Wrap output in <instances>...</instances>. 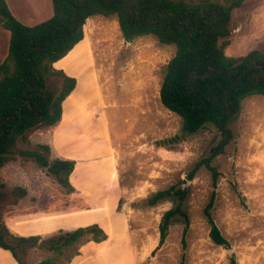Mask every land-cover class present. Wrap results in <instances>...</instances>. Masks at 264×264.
Returning <instances> with one entry per match:
<instances>
[{"label":"rangeland","instance_id":"obj_1","mask_svg":"<svg viewBox=\"0 0 264 264\" xmlns=\"http://www.w3.org/2000/svg\"><path fill=\"white\" fill-rule=\"evenodd\" d=\"M5 1L26 25L53 13L51 0ZM9 36L0 21V63ZM227 39L229 56L264 50V0H244L233 10ZM174 53V45L151 35L126 42L116 16L93 15L85 22L84 38L53 63L55 70L75 77L76 85L63 101L60 121L19 141L1 168L0 230L12 245L19 236L44 239L90 225L106 237L96 242L86 235L61 253L22 245L17 254L23 264L46 259L51 264H230L232 255L237 264H264V96L243 100L230 124L233 139L214 161L220 176L211 214L230 252L208 235L204 207L212 191L210 172L201 168L187 180L195 162L217 143L218 130L207 125L173 145L159 144L181 132V118L159 98ZM61 83L59 75L47 78L54 93ZM41 144L50 146V159L75 162L70 187L21 155ZM171 185L188 188L183 207L189 226L184 243V224L176 221L159 245L161 217L175 200L149 206L146 199Z\"/></svg>","mask_w":264,"mask_h":264},{"label":"trees","instance_id":"obj_2","mask_svg":"<svg viewBox=\"0 0 264 264\" xmlns=\"http://www.w3.org/2000/svg\"><path fill=\"white\" fill-rule=\"evenodd\" d=\"M243 1L51 0V16L37 24L26 25L11 13L5 0H0V21L10 32L8 51L0 63V170L11 159L19 141L26 142L32 132L53 126L62 117L63 101L74 90L76 79L55 70L53 63L65 57L84 38L87 18L114 15L126 42L151 35L161 44L175 46V53L165 67L159 98L166 109L181 118V132L159 144L173 145L207 125L219 132L217 143L195 162L187 173V180L193 179L201 168L210 172L212 191L204 207L208 235L214 244L229 248L228 239L211 214L220 176L214 161L233 139L230 124L240 112L243 100L252 95L264 96V50L252 49L241 56L224 52L231 34L232 12ZM51 75L62 78L58 93L47 85ZM39 147L23 150L21 155L46 168L63 186L70 187L75 162L50 159V146L41 144ZM187 195L186 186L171 185L147 197L149 206L167 198L175 200L174 206L161 217L159 245L165 241L169 226L176 221L184 224V243L189 226V215L183 207ZM2 198L0 190V200ZM86 235L96 242L106 237L99 226L90 225L44 239L19 236L12 245L0 230V248L10 251L13 258L23 264L17 254L19 246H40L61 253ZM40 264H51V260ZM230 264H237L233 255Z\"/></svg>","mask_w":264,"mask_h":264},{"label":"crops","instance_id":"obj_3","mask_svg":"<svg viewBox=\"0 0 264 264\" xmlns=\"http://www.w3.org/2000/svg\"><path fill=\"white\" fill-rule=\"evenodd\" d=\"M10 37V36H9ZM5 249L0 248V264H12L10 260L7 259L6 255L4 254ZM8 251V250H5ZM10 252V251H9ZM11 253V252H10ZM12 255V254H11ZM13 257V256H12ZM14 259V258H13ZM15 260V259H14ZM16 261V260H15ZM17 262V261H16ZM18 263V262H17Z\"/></svg>","mask_w":264,"mask_h":264},{"label":"water","instance_id":"obj_4","mask_svg":"<svg viewBox=\"0 0 264 264\" xmlns=\"http://www.w3.org/2000/svg\"><path fill=\"white\" fill-rule=\"evenodd\" d=\"M228 250L231 252V249L230 248Z\"/></svg>","mask_w":264,"mask_h":264}]
</instances>
